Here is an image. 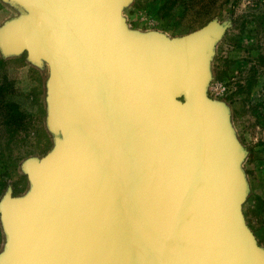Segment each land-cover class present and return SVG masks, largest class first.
Instances as JSON below:
<instances>
[{
	"label": "water",
	"instance_id": "95a60500",
	"mask_svg": "<svg viewBox=\"0 0 264 264\" xmlns=\"http://www.w3.org/2000/svg\"><path fill=\"white\" fill-rule=\"evenodd\" d=\"M11 1L0 44L49 62L60 138L2 209L0 264H264L227 114L198 97L217 24L167 40L126 30L128 0Z\"/></svg>",
	"mask_w": 264,
	"mask_h": 264
},
{
	"label": "rangeland",
	"instance_id": "374dc122",
	"mask_svg": "<svg viewBox=\"0 0 264 264\" xmlns=\"http://www.w3.org/2000/svg\"><path fill=\"white\" fill-rule=\"evenodd\" d=\"M22 13L13 1L0 0V30ZM120 16L129 33H157L167 40L217 24L198 97L227 114L241 152L242 212L264 250V0H128ZM50 78L47 60L6 52L0 44V257L10 244L6 201L30 195L34 183L27 163L58 149L60 137L50 124Z\"/></svg>",
	"mask_w": 264,
	"mask_h": 264
}]
</instances>
